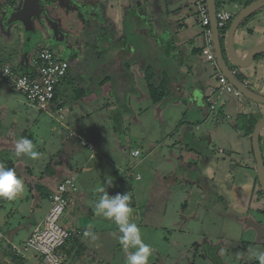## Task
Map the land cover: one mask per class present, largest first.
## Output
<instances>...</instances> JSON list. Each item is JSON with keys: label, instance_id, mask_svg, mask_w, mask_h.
<instances>
[{"label": "rangeland", "instance_id": "374dc122", "mask_svg": "<svg viewBox=\"0 0 264 264\" xmlns=\"http://www.w3.org/2000/svg\"><path fill=\"white\" fill-rule=\"evenodd\" d=\"M32 1L24 8H5L11 10V14L0 10V72L4 65L20 69L40 50L39 46H33L29 55L23 52L27 33L31 32L25 24L32 16L46 30L40 36L43 47H54L49 37L63 38L72 28L81 38L87 32L102 33L101 25L96 26L85 5L59 0L58 9L46 7L39 11ZM187 1L182 16L195 19L202 31L193 0ZM244 1L249 0H216V9L237 15L242 6L238 3ZM67 8H72V12ZM261 14L264 8L254 15L260 19L254 22L253 36L244 31L251 24L249 20L239 26L236 48L240 50L239 42L245 43L247 50L264 40V34L256 31L262 23ZM15 18L20 20L14 22ZM34 31L39 32L36 27ZM98 33L85 40L87 46L83 47L81 40L75 50L78 52L72 66L76 61L81 63L76 69L72 67L73 75L86 78L88 83L83 86L76 81L74 88L63 87L65 111L59 121L55 110H37L0 79V163L14 168L25 184V192L17 199H0V235L3 236L0 247L8 249L7 239L15 244L23 242L47 213L50 190L63 178L74 177L76 191L71 195L72 203L58 221L61 228L71 233L61 249L64 256L61 264H127L129 253L135 249H125L118 242L117 225L112 220L103 217L102 223L108 228L99 239L83 235L84 221L87 226L90 215H96L95 203L101 195L97 188L111 179L112 186L106 188L110 196L127 193L130 197L131 220L140 228L144 243L152 249L148 264L258 262L255 254L264 251V196L252 200L249 207L240 204L233 195L235 189L247 188L255 179L252 131L245 136L242 132H247L249 122L264 116V106L245 98L238 102L232 95L225 94L224 99L229 102L226 110L209 112L207 103L196 107L190 99L197 85L194 71L182 70L178 61L168 58L160 47L155 55L160 71L153 70L146 60L138 65L133 58L115 65L114 48L103 49L106 42L98 39ZM132 38L142 40L139 33L131 34L129 40ZM66 40L73 42L74 39L67 35ZM195 42L203 47L200 36ZM92 46L96 47L94 51L87 48ZM66 52L60 49L59 54L67 61ZM200 59L209 75L211 68L215 73L212 65ZM127 64L132 82L130 92L117 86L120 83L117 76ZM146 66L157 89L165 95L158 103H154L149 94ZM109 75L112 77L110 85H116L115 89L111 87V92L105 86ZM253 79L251 76L254 83ZM249 87L264 96V86L259 89L252 84ZM81 88L86 89L85 95L77 97L72 93L73 89ZM119 88L124 95L118 96ZM232 105L239 109L246 105L250 108L247 113L234 115ZM72 133L91 145L94 152L82 146ZM21 137L33 142L40 153L37 159L16 154L15 145ZM260 139L264 161L263 135ZM135 149L141 153L137 158L130 155ZM215 176L218 181L213 180ZM219 181L229 192L221 191ZM74 212L79 214V220ZM77 231L81 233L76 235ZM206 249L210 255L216 252L217 259L207 256ZM101 252L104 254L100 257Z\"/></svg>", "mask_w": 264, "mask_h": 264}, {"label": "crops", "instance_id": "0c3cea01", "mask_svg": "<svg viewBox=\"0 0 264 264\" xmlns=\"http://www.w3.org/2000/svg\"><path fill=\"white\" fill-rule=\"evenodd\" d=\"M30 1L31 0H0V10L4 9V11L11 14V10H5V8L14 9L17 6H19L20 8H24L27 4H30ZM33 1L32 2L34 3V5L37 8H39V11L43 10L46 7H53L54 9H58L60 6L59 0H33ZM68 1L74 4H77V5H85V7H88L90 9V15L92 17L91 18L92 21L96 24V26L99 24L101 25L102 33L100 34L97 32L98 33L97 36H98V39L103 40L104 43L106 42V45H104V47L102 48L103 49L106 48L108 50H111V48H114V50L112 51H113V54L116 55L115 60H114L115 65L120 64L124 59L133 58V60H136V62L133 60L132 61L138 65L139 64L142 65L141 64L142 61L146 60V62H149V64L153 66V70L160 71L159 62L156 61L157 56H155L159 52L158 49L160 47L162 51L166 52V54L168 55V58L178 61L182 70H185L187 72L194 71V74L196 75V79H197V85H196L194 94L190 97L193 105H195L196 107H201L204 105L206 106V103H207V106L209 108L210 103L215 101L214 99L215 93H216L215 80H216L217 71L214 68L215 69V73H214L213 72L214 70L211 68V74L209 75V73L206 72L205 68L203 67V62L200 59L201 48L195 42L198 36L202 38V35H201L202 31L199 30L198 25L195 23L196 22L195 19L189 16L187 18H183L184 16H182L183 8H185L188 5L187 0H68ZM75 1H77L78 3H75ZM253 1H256V0H253ZM245 3H246L245 1L241 2L240 4L238 3V5H242L240 7V11L247 5ZM67 9L70 10V13L72 12L71 11L72 8H67ZM19 11H22V10H19ZM37 12L38 11H36V13ZM257 12H255L252 16L246 19V20H249L251 24L249 23L250 25H248L247 26L248 28L244 31H246L247 34L250 36H253L251 34L256 29L254 25L255 20L258 22L260 19L259 17H254V15ZM232 15L234 17L236 16L234 14ZM260 17L262 19V23L260 24V27L257 28L256 31L260 32V35H261V34H264V14H261ZM18 20L20 19L15 18L13 21L17 22ZM85 23L87 24L88 21L86 20ZM25 25L28 27V29L31 30V32L27 33L28 37L26 38V42L23 47L24 54L29 55L30 49L33 46H36V47L39 46L38 48L40 49L49 48V47L41 46L40 36L46 33V30L42 27L43 25H41V23H39L34 16L30 17V19H28V22H26ZM34 27H36L39 30V32L34 31ZM140 28H142L141 31H139ZM237 31L235 35L238 33ZM76 33L77 32L73 31V28H72V31L67 32L63 38L62 37L57 38V36L49 37L50 44L54 46L49 49H52L60 58H61L59 54L60 49H63V50L66 49V51L69 54V59L67 60V62L69 63V70H68L67 76L65 77V79L61 82V84L58 87L57 102H55L56 103L55 105H61L59 108H62V112L65 111V106L63 105L64 101L62 99L63 95L61 92V91H64L62 90L63 87L68 86V87L74 88L77 82L81 83L83 86L88 83V81H86L87 80L86 78L82 79L80 78V76L78 77V75L77 76L73 75L72 67L76 69L79 67V64L81 63V62L78 63L80 61L79 60V61H76L75 63L76 65L72 66V64L75 61L76 55H77L76 52H78L75 50H78L79 46L81 45L80 43L81 40L83 41L82 43H84L83 44V47H84V45H86L85 40H89V37L92 38L93 34H97L96 31L87 32L85 36L81 38ZM81 33H83V31L80 32L79 34ZM137 33H139L142 36V40L139 41V40H136V38L134 39L132 38V41L129 40V37L131 36V34L137 35ZM67 35L70 37L71 40L74 39L72 40L73 42L71 41L67 42L66 40ZM234 42H235V38H234ZM261 42H264V40H262ZM261 42H256L255 44H258ZM70 43H72L71 46L69 45ZM138 43H141L142 47ZM72 48H74V50H72ZM82 48H80V52H82ZM87 48L89 49L92 48V50L94 51L96 47L92 46V47H87ZM141 49H144V50L142 51ZM246 53L247 51L238 52L240 56H245ZM117 54L119 56V59H117ZM103 60L104 62H106L105 58H103ZM30 63H31V60L27 59L24 66H22L21 68L19 67L20 68L19 70H22V71L27 70L29 68ZM233 71L235 72V74L240 76L242 81L246 83L247 87L251 91H253L256 94H259L257 93L258 90L254 91L249 86L250 85L252 86L253 84L254 86H256V88L258 87L259 89L261 88L259 86H262V88L264 86V53L257 56L253 65L249 69H245V70L234 69ZM212 72H213V75H212ZM251 76L254 78L253 79L254 83L251 81ZM105 80H106L105 86L107 87V91L111 92L112 90L111 89L112 85H110L111 81H109V79H106V78ZM119 91L121 93H119L118 96H121L123 94V91L122 89H119ZM72 93L74 94V89ZM215 106H216V109L213 111L219 112L221 110H226L229 106V102L226 101L223 96L221 100L216 102ZM231 108H232L231 109L232 113L234 115L235 114L239 115V114L247 113L250 107L246 105L245 107H242L241 109H239L236 107V105H232ZM213 111H211L209 108V112H213ZM62 112H61V115H62ZM63 118L62 116L60 118L58 117L57 121ZM196 129H198V126H196ZM72 137L79 139L81 142L83 141L79 138L78 135L77 137L75 136H72ZM185 137H186V132H184L183 139ZM90 151L94 152V149ZM133 151H138V150L135 149ZM133 151H131V153ZM140 154L141 153L139 152V155L137 157H139ZM191 156H193V158L198 157L197 155H191ZM137 157H133V158H137ZM215 171L216 170H213V172ZM136 179L139 180V177H136ZM213 180L214 181L217 180L216 176L213 178ZM219 187L221 191L224 189L228 190V187H226V185L224 186L225 188L223 187L222 181H219ZM71 203H72V200H70L69 206L71 205ZM73 214H75V212ZM76 214H77V219L79 220L80 216L78 213ZM82 218L86 219L85 217H82ZM90 218H91V221L88 223L87 226L85 225L86 220L84 221L83 231L89 230L95 233L96 239H99V236L103 234V232L108 227L103 225L102 220L104 218L102 216L90 215ZM31 231L28 232L27 237L29 236ZM80 233L81 231H77L76 235ZM0 239H3L2 235H0ZM5 242H7L8 245L10 243L15 244L13 242H10L8 239ZM98 242L99 241H97L96 243ZM15 245H19V244H15ZM98 250L99 249H97V251ZM66 251H69V250L66 248ZM103 254L104 253L101 252L99 253V256L101 257L103 256ZM62 256H63V253H62ZM11 260H12V255L9 252V246H8V249H3V247H0V263L4 261L9 262ZM18 264H37V259L32 253H29L26 256V258L20 260Z\"/></svg>", "mask_w": 264, "mask_h": 264}, {"label": "built area", "instance_id": "2783aa9c", "mask_svg": "<svg viewBox=\"0 0 264 264\" xmlns=\"http://www.w3.org/2000/svg\"><path fill=\"white\" fill-rule=\"evenodd\" d=\"M193 3L202 27L203 47L200 50V56L217 71L215 101L210 103L209 108L211 111L215 110L216 102L221 100L225 94L232 95L238 102H241L243 96L226 81L217 68L206 0H193ZM233 18L234 16L230 12L216 9L217 27L220 36L225 35L228 24ZM68 70L69 63L67 61L60 58L52 49L41 48L31 60L27 70L22 71L5 65L1 69L0 79L4 84L21 94L37 110L45 112L53 110L56 89L67 76ZM55 111L60 118L62 108H57ZM72 136L77 137L74 133H72ZM81 145L93 150L84 141L81 142ZM138 155L139 151L131 153L132 157ZM75 191L74 177L63 178L56 184L48 195L49 209L45 217L32 229L29 236L21 244H9L12 260L0 264H18L29 253L36 257L37 264H61L63 260L61 249L71 233L61 228L58 221L68 208L71 195Z\"/></svg>", "mask_w": 264, "mask_h": 264}, {"label": "clouds", "instance_id": "9594fccd", "mask_svg": "<svg viewBox=\"0 0 264 264\" xmlns=\"http://www.w3.org/2000/svg\"><path fill=\"white\" fill-rule=\"evenodd\" d=\"M15 149L17 155L24 154L33 160L40 156V153L35 150L33 142L24 137L18 140ZM111 186L112 180L109 179L103 186L97 188V192L101 195L98 202L95 203V214L112 220L117 225L118 242L125 249H135L129 253L127 264H148L152 249L150 245L144 243L140 228L131 220L133 209L130 206V197L127 193L110 196L106 188ZM24 192V181L17 175L16 170L0 163V199L12 201ZM83 235L92 240L96 239L95 233L89 230H85ZM255 258L259 264H264V251L256 253Z\"/></svg>", "mask_w": 264, "mask_h": 264}, {"label": "water", "instance_id": "95a60500", "mask_svg": "<svg viewBox=\"0 0 264 264\" xmlns=\"http://www.w3.org/2000/svg\"><path fill=\"white\" fill-rule=\"evenodd\" d=\"M210 29L212 34L213 50L215 53L216 65L219 72L223 75L226 81L233 86L240 94L250 102L257 105L264 106V96L251 91L246 83L236 77L234 69L245 70L249 69L258 55L264 53V42L255 44L246 50L245 43L239 42L235 47V33L239 26L255 12L264 8V0H256L245 6L230 22L224 36H220V31L217 27L216 20V4L215 0H206ZM222 38L224 41L222 42ZM238 50L243 52L247 51L245 56H240ZM264 128V117L258 119L254 124L251 133V147L255 161V171L261 191L264 194V163L260 149L259 136L261 130Z\"/></svg>", "mask_w": 264, "mask_h": 264}, {"label": "trees", "instance_id": "16d2710c", "mask_svg": "<svg viewBox=\"0 0 264 264\" xmlns=\"http://www.w3.org/2000/svg\"><path fill=\"white\" fill-rule=\"evenodd\" d=\"M251 1H253V0H250V1H247L245 4H249V3H251ZM246 5V6H247ZM129 64V63H128ZM126 65V69L123 71V73H121L119 76H117V81L119 80L120 81V85L119 84H117V86L118 87H121V88H123V89H126L127 91H131V87H132V85H131V76L129 75V71H128V66L129 65ZM148 69L149 68H144V73H145V75L146 74H149L148 73ZM150 75V76H149ZM149 75H146L145 77H146V81H147V84H148V89H149V94H150V97H151V100L154 102V103H158V102H160L163 98H164V93L163 92H161L159 89H157V87H156V85H155V79L153 80V76L151 75V74H149ZM236 77L237 78H239L240 80H242L241 78H240V76L239 75H237L236 74ZM106 79H109V80H112V77H111V75H109V76H107L106 77ZM102 82V81H101ZM154 82V83H153ZM114 86H116V85H113L112 87L115 89V87ZM120 89V88H119ZM57 90L58 89H56V93H55V98H54V103L55 102H57ZM84 90H86V89H84V88H81V89H76V90H74V94L76 93V95H77V97H80V96H83V95H85V92H84ZM123 91V90H122ZM87 94V93H86ZM123 95H124V93H123ZM119 104H120V106L124 109V107H123V105L121 104V101H117ZM56 104V103H55ZM61 105H54V107H53V110H56L57 108H59ZM126 106V105H125ZM256 122H249L248 123V125L246 126V128H247V132H242V135H246V134H248V131H252V129H253V127H254V124H255ZM252 264H259V262H254V263H252Z\"/></svg>", "mask_w": 264, "mask_h": 264}, {"label": "flooded vegetation", "instance_id": "af4514ba", "mask_svg": "<svg viewBox=\"0 0 264 264\" xmlns=\"http://www.w3.org/2000/svg\"><path fill=\"white\" fill-rule=\"evenodd\" d=\"M223 41H224V38H222V42ZM251 133H250V135H251ZM262 135L264 137V128L260 132L259 141L261 140L260 137ZM220 153H222V151H220ZM251 153H252V147H251ZM252 156H253V153H252ZM253 159H254V157H253ZM263 163H264V161H263ZM220 167L221 166H219V170H221ZM228 180H230V182H232L230 177H229ZM223 191H228V190L224 189ZM233 196H234L236 201H238V200L240 201V204H242L244 206L249 205V207L251 205L250 203H251L252 200H255V199L260 198L261 196H264L263 192L261 191V187H260V185L258 183L256 174H255V179L252 180L251 183L247 185V188L240 187V188L235 189V193H234ZM205 252H206V255L209 256L210 258L214 257L215 260L217 259L216 252H214L215 253L214 255H210L208 249H206Z\"/></svg>", "mask_w": 264, "mask_h": 264}]
</instances>
